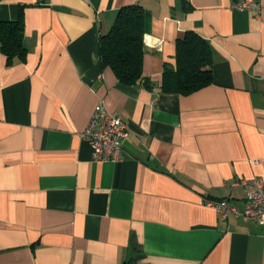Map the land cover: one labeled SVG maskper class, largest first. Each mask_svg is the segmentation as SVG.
Here are the masks:
<instances>
[{"label":"crops","instance_id":"0c3cea01","mask_svg":"<svg viewBox=\"0 0 264 264\" xmlns=\"http://www.w3.org/2000/svg\"><path fill=\"white\" fill-rule=\"evenodd\" d=\"M0 0L22 16L23 60L0 52V264H264V225L222 219L205 200L241 211L264 179V0ZM148 14L143 75L121 84L98 38L116 12ZM197 33L212 83L161 90L175 42ZM127 124L120 160L94 161L81 139L95 106Z\"/></svg>","mask_w":264,"mask_h":264},{"label":"trees","instance_id":"16d2710c","mask_svg":"<svg viewBox=\"0 0 264 264\" xmlns=\"http://www.w3.org/2000/svg\"><path fill=\"white\" fill-rule=\"evenodd\" d=\"M148 14L138 4L120 8L108 32L98 38L101 65L109 67L124 85L150 84L143 75V36L148 25ZM0 52L7 63L23 60L22 16L16 21H0ZM210 46L197 33L186 31L175 42V66H164L161 90L188 95L212 83Z\"/></svg>","mask_w":264,"mask_h":264},{"label":"built area","instance_id":"2783aa9c","mask_svg":"<svg viewBox=\"0 0 264 264\" xmlns=\"http://www.w3.org/2000/svg\"><path fill=\"white\" fill-rule=\"evenodd\" d=\"M231 8L235 10L251 11L256 16L260 13L259 0H232ZM145 47L159 50L162 39L143 36ZM127 124L119 118L114 117L104 108L102 102L98 103L90 121L80 133L81 139L86 141L92 150L94 161L120 160L122 144L128 136ZM230 188H247L244 208L238 211L229 205L226 199L205 200L206 206L212 208L222 219L233 214L243 220H250L256 224L264 225V179L254 177L251 179L238 178L229 183Z\"/></svg>","mask_w":264,"mask_h":264}]
</instances>
